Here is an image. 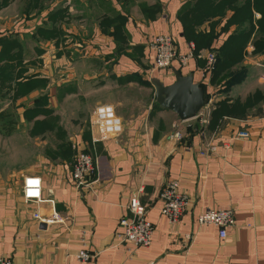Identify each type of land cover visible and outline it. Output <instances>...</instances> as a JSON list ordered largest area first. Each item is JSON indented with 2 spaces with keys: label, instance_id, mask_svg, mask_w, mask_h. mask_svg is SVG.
<instances>
[{
  "label": "crops",
  "instance_id": "1",
  "mask_svg": "<svg viewBox=\"0 0 264 264\" xmlns=\"http://www.w3.org/2000/svg\"><path fill=\"white\" fill-rule=\"evenodd\" d=\"M14 1L0 0V257L12 264H264V50L256 49L264 41L261 14L252 12L242 61L212 82L213 73L202 71L205 55L236 27L222 33L221 19L211 30L213 19L191 35L181 9L193 0H154L153 11L146 0H75V20L65 16L68 21L56 27L59 38L72 31V65L65 54L50 56L68 43L52 41L58 39L51 22L70 0L56 9H38L29 0L19 12ZM224 13L226 20L231 12ZM165 33L178 55L192 44L195 56L185 66L175 59L168 70L151 73L148 46ZM53 63L64 70L54 74ZM175 72L192 74L202 85L206 126L197 118L181 122L155 103L151 81L170 85ZM99 110L119 125L106 140L99 138L105 125ZM51 113L66 116L58 121V149L50 137ZM176 123L181 141L175 140ZM239 132L248 137L237 138ZM71 143L95 160L96 172L80 191L70 178ZM26 177L40 178L42 198L54 203L64 224L33 219L36 205L22 198ZM171 181L189 200L174 226L159 212L160 193ZM133 196L153 234L147 248L129 250L118 238L119 221L130 217ZM49 208L40 205L39 214L48 215ZM206 210L233 211L225 239L213 226L197 225ZM84 249L93 259L77 261Z\"/></svg>",
  "mask_w": 264,
  "mask_h": 264
},
{
  "label": "built area",
  "instance_id": "2",
  "mask_svg": "<svg viewBox=\"0 0 264 264\" xmlns=\"http://www.w3.org/2000/svg\"><path fill=\"white\" fill-rule=\"evenodd\" d=\"M148 49L151 53L150 72L166 71L171 67V63L176 59L181 66H185L187 62L193 58L194 46L188 45L187 52L183 55H178L173 37L169 33L158 34L154 36L150 42ZM216 64L215 51H209L205 55V64L202 71L212 73ZM207 108V105L201 110ZM198 113L196 118L200 125L206 126L209 121V111ZM102 112V113H101ZM108 113V114H107ZM105 115H110L109 112L99 110L103 133H100L99 138L106 140L113 133L119 131L117 121L105 118ZM98 116V118H99ZM264 121V116H263ZM173 132L175 140L181 141L182 135L178 131V123L174 124ZM237 138H247L246 132L236 134ZM75 154L70 165V178L75 191H80L82 188L89 186L91 177L96 172L95 160L87 153L77 150L76 144H73ZM140 192V190L138 191ZM22 198L25 202H32L36 205V210L33 214V219L45 226L64 224V219L54 211V203L51 200L43 199L41 196V182L38 177H26L22 181ZM161 206L159 209L160 215L167 220L170 226H174L183 216L186 211L189 200L178 192L177 181L168 182L160 193ZM42 204L49 205L48 215L41 216L39 214V206ZM129 218H121L119 225L122 227V233L118 236L121 243L129 246L130 249L147 248L151 243L153 234V226L147 221L145 216V208L140 204L138 197L133 196L128 204ZM199 226H213L217 230L219 239L223 240L227 237V230L234 225V215L232 210H206L201 213L196 219ZM75 258L80 262H88L93 259L87 250H80L76 253ZM0 264H12L7 259L0 257Z\"/></svg>",
  "mask_w": 264,
  "mask_h": 264
},
{
  "label": "trees",
  "instance_id": "3",
  "mask_svg": "<svg viewBox=\"0 0 264 264\" xmlns=\"http://www.w3.org/2000/svg\"><path fill=\"white\" fill-rule=\"evenodd\" d=\"M193 2L186 3L181 9L182 23L183 19L186 17V11L190 9L194 12L192 23L194 26L201 25L206 21L211 22L213 19H218L216 22L212 23V30L217 25L218 21L223 19L225 22H223L221 28L222 33L228 32L230 26L236 27V31L227 37L223 45L216 51L213 50L216 53V64L212 72V82L218 79L221 81L223 79L222 75L229 72L233 66H237L242 61L245 48L249 43L252 33V12L255 11L260 13L261 19H264V0H240L239 4H236V0H193ZM156 7L152 8V11L157 10ZM226 10L230 11L231 15L225 20L226 16L224 12H226ZM261 22L264 23L263 21L257 22L259 23V32L264 34V27L260 26L262 24ZM191 26H185L183 23L184 29L192 35V33L194 34L196 32V28L190 32L189 29H192ZM262 37L264 38V35ZM256 49L264 50V41L257 43ZM193 56L195 55L193 54Z\"/></svg>",
  "mask_w": 264,
  "mask_h": 264
},
{
  "label": "water",
  "instance_id": "4",
  "mask_svg": "<svg viewBox=\"0 0 264 264\" xmlns=\"http://www.w3.org/2000/svg\"><path fill=\"white\" fill-rule=\"evenodd\" d=\"M155 103L163 110L176 115L179 121L186 122L196 118L206 106L204 90L200 83L193 82V75L182 76L174 73V82L165 86L158 80H152Z\"/></svg>",
  "mask_w": 264,
  "mask_h": 264
},
{
  "label": "rangeland",
  "instance_id": "5",
  "mask_svg": "<svg viewBox=\"0 0 264 264\" xmlns=\"http://www.w3.org/2000/svg\"><path fill=\"white\" fill-rule=\"evenodd\" d=\"M68 0H34V2H36L37 3V5L39 6V8L38 9H40L41 7H52L51 9H56V8H59V7H61L65 2H67ZM92 1H95V2H97L98 0H92ZM148 1V3H149V8H154V7H156L155 6V3H154V0H146V2ZM70 6L68 5V6H66V8H67V10L62 14V13H59L55 18H54V20H52V22H51V24H53L52 25V30H53V32L55 33V36H56V34H57V30H56V27L58 26V24H59V21L60 22H66V21H68L67 19H65V16H68V15H71V18L73 19V13H74V7L73 6H75V4H74V2H75V0H70ZM193 2V1H192ZM194 3V2H193ZM193 3H191V4H193ZM28 4H29V0H15L14 1V3H13V6H12V8H13V10H15V12H19V10H22V8L23 9H26L27 8V6H28ZM41 5V6H40ZM69 8L71 9V10H69ZM145 8V7H144ZM187 14L185 15L186 17L183 19V23L185 24V26H191L192 27V29H189V31L190 32H192L193 30H195V28H198V26L199 25H196V26H194L192 23H193V18H194V12L193 11H191L190 9H188L187 11ZM64 15V16H63ZM73 20H75V19H73ZM73 20H72V22H73ZM74 23V22H73ZM72 23V24H73ZM200 23H202V22H200ZM199 24V23H198ZM71 33V34H70ZM68 32V33H64L65 35H64V37L62 38V40L64 41V40H66L68 43L66 44V42H65V44L66 45H62L61 46V48H52L51 50L54 52V53H56L55 55H53V53H51L50 54V56H51V60H55L57 57H56V55L58 54L59 55V53H61V55H63V54H65L64 56L66 57V59H67V61H70V59H71V61H74L73 59L75 58V54H74V52H73V44H74V38H73V36H72V31L71 32ZM54 36V37H55ZM57 39L58 40H52V41H54V43H57V41H59L61 38H59V34H57ZM55 37V38H56ZM52 45L51 46H54L53 45V43H51ZM63 44H64V42H63ZM68 44H72V46H70V47H68ZM67 47V48H66ZM65 48V49H64ZM57 50H60V52H57ZM245 54V53H244ZM49 60H50V58H49ZM70 61V63H71V65H72V62ZM54 65L52 66V72L54 73V74H56V72H57V70H61V69H63L64 70V67L62 68V67H56V65H55V63H53ZM64 66V65H63ZM65 66H66V64H65ZM234 70V66L230 69V71L232 72ZM55 80L56 81H58L59 80V78H55ZM155 101V100H154ZM53 113V112H52ZM51 113V115H50V131L52 132V136H50L51 137V139H55L57 142H58V144H57V149H58V147L60 146V137H59V130L61 129V127L60 126H58L59 125V118L60 119H65V117L66 116H57V115H54V114H52ZM69 115H70V117H72L71 116V114H70V112H69ZM66 120V119H65ZM62 144L63 145H65L66 143H63V141H62ZM71 147H70V149H71V151H72V153H73V156H74V154H75V149H73L72 148V146H73V143H71V145H70ZM66 148L64 147V148H59V150L60 151H62V150H65ZM58 150V151H59ZM78 150V149H77ZM70 151V152H71ZM86 153V152H85ZM88 154V153H87ZM90 155V154H89ZM91 156V155H90ZM92 158H93V156H91ZM94 159V158H93ZM73 160V159H72Z\"/></svg>",
  "mask_w": 264,
  "mask_h": 264
}]
</instances>
